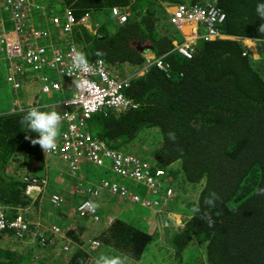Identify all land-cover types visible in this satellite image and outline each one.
<instances>
[{"label":"trees","instance_id":"obj_1","mask_svg":"<svg viewBox=\"0 0 264 264\" xmlns=\"http://www.w3.org/2000/svg\"><path fill=\"white\" fill-rule=\"evenodd\" d=\"M161 2L195 5L205 0H155V4ZM258 3L264 0H218L226 14L221 29L228 38L197 40L192 59L174 51L172 42L176 38L182 41L180 35L163 26L167 15L157 16L146 0L63 3L77 19L86 13H93L94 18L100 15L98 33L102 36L84 26L74 32L89 60H104L112 70L121 72L141 67L149 50L164 56L167 72L152 67L125 92L139 109L96 114L88 129L111 148L125 152L147 130H156L160 139L152 164L165 171V187H201L194 214L172 239L177 257L196 241L206 245L208 264H264V195L257 192L264 189V33L258 30L264 21L256 13ZM113 8L138 13L120 24ZM239 38L256 40L260 59L255 60ZM27 111L0 114V205L7 207L31 204L21 176L8 172L10 163L15 159L26 165L44 163L41 147L26 138L36 139L38 134L20 123ZM176 164L179 167L174 169ZM212 193L218 197L214 206L205 203ZM205 213L214 221L213 227L200 219ZM13 235L8 230L0 234V240ZM67 236L83 243L74 231H67ZM96 238L102 248H108V256H115L109 250L114 248L136 260L153 241V236L120 219ZM43 248L38 246L35 251L27 246L21 253L0 247V264H50L39 259L38 250ZM99 255L79 248L66 264H80L81 260L89 264Z\"/></svg>","mask_w":264,"mask_h":264},{"label":"built area","instance_id":"obj_2","mask_svg":"<svg viewBox=\"0 0 264 264\" xmlns=\"http://www.w3.org/2000/svg\"><path fill=\"white\" fill-rule=\"evenodd\" d=\"M63 3L64 0H0V9L7 15V18L0 16V51L6 54V61L10 64L7 80L16 92L33 85L34 80L38 81L41 84V92L38 94L46 96L43 100L38 96L32 106L16 100V109L8 113L36 107L41 111L55 110L60 114L57 147L47 154L42 152L44 158H58L66 163L68 174L78 180L72 192L78 198L76 214L80 219L95 223L100 221L99 211L105 193L118 197L122 202L161 210L165 203L174 198L173 188L165 187V171L155 169L152 162L133 153L111 148L103 139L90 133L88 123L99 113L121 114L139 109V104L127 98L125 92L134 80L146 75L152 67L167 72L168 65L164 56H156L149 50L144 54L145 63L141 67L127 68L121 72L112 70L104 60H89L82 46L75 41L74 32L76 28L84 26L91 33L102 36L98 33L100 22L93 20V13H86L77 19ZM163 5L165 9L162 13L167 15L169 26L182 39H174V51L187 59H192L193 46L197 40L228 38L221 29L226 14L218 6V0H207L195 5ZM112 14L123 24L129 21L131 13L129 8H113ZM187 27L190 28L189 33H186ZM239 39L251 53L249 43L257 41ZM76 53L85 56L87 65L73 70V57ZM16 60L19 63L14 65ZM85 163L112 172L124 181L118 183L102 178L90 182L83 175ZM49 180L48 176L43 175H21V181L26 184L25 195L31 204L17 208L0 205V234L13 230L14 235L11 237L16 242L29 241L27 245L34 250L38 246L46 247L47 240L58 238L66 240L64 251L67 254L76 247V250L85 249L93 256L102 248V242L96 237L89 239L86 244H77L68 238L66 231L56 225L45 227L31 222L34 204L48 194ZM125 181L134 182L138 187L129 186ZM141 187L146 189V194L144 191L141 193ZM49 201L52 206L59 208L65 204V196L61 193L50 194ZM88 201L97 205L95 209L82 207ZM106 220L110 227L115 219L108 215ZM31 231L30 239L25 238Z\"/></svg>","mask_w":264,"mask_h":264},{"label":"rangeland","instance_id":"obj_3","mask_svg":"<svg viewBox=\"0 0 264 264\" xmlns=\"http://www.w3.org/2000/svg\"><path fill=\"white\" fill-rule=\"evenodd\" d=\"M132 1L135 3L137 2V0H132ZM146 1L149 2L151 8L156 10L157 16H159L160 14L162 15L163 10L165 9L162 2L160 4H155V0H146ZM185 1L188 2L189 0H185ZM165 5L168 4L165 3ZM170 5L174 6L175 4H170ZM129 12L131 13L130 18H133L134 13H138V11L136 12V10L131 8H129ZM0 16L7 18V15L4 12H2L1 9H0ZM36 18L38 19V16H36ZM99 18L100 15H97L95 16V18H93V20L100 22ZM163 26L171 28L168 24V21H166V23L163 24ZM249 46L252 49L254 59L255 60L260 59L261 53L259 52L258 44L249 43ZM18 63H19L18 60L14 61V65ZM9 67L10 64L7 63L6 61V54L0 51V114L8 113L11 110L16 109V105H15L16 100H20L23 102L25 100H28L29 104H33L38 100V96L41 97V100H43L46 97L45 95L42 96L41 94H38L41 92V84L35 80L33 82V85H30L29 87H23L21 91L16 92L12 88V85L7 80L9 76L8 74ZM27 91H32L31 94H33V96L28 97ZM157 134L158 132L156 130L152 132L147 130L145 133L141 135V137L135 143L131 145V147H129L130 152L139 156L140 158L153 162L152 153L157 147H159L160 138ZM58 165L59 163H57V166ZM87 165H88L87 163L83 165L84 167L83 175L86 176L87 180H89L90 182H97L102 178H106L110 181H116L118 183L124 181L123 179L119 178L112 172H106L105 169L95 167L92 165L91 166H87ZM178 167H179L178 164L173 166L174 169ZM66 169L68 172V165H66ZM8 172L16 173L19 174L20 176L23 174H35L38 176L43 175L49 177V175L46 172L44 173V170L43 172H41L38 169L35 170L31 165L24 164L22 159L13 160L10 163ZM49 179H50L49 180L50 185L48 192L54 186L53 180L50 177ZM71 179L73 180V182L78 183V180L73 178ZM180 179H181V175L179 177V181ZM125 183L129 186L138 187L134 182L125 181ZM139 189H141V193H143L144 191V193L146 194V189L144 187H141ZM200 190H201L200 186L194 188L190 184H180V186H178V189L173 188L174 191L173 200L167 204L165 203L161 208V210L158 208H157L158 210L148 209L138 204L122 202L118 197H111V198L102 197L103 204L100 206L101 209L99 211V215L101 219L97 223L88 219H80L77 216L76 206L78 204L77 201L78 198L74 197V199H71L70 197L64 194L65 204L62 207L57 208L51 205L49 201L50 194H47V197H45V199L41 197L39 201L34 204V208L32 210L30 220L34 224L44 225L45 221L48 220L45 217H48L49 219H51L52 226L56 225L66 232L69 230L74 231L75 235L83 242V244H86V242H88L89 239L93 237H98L100 232H102L103 230L109 227L108 222L106 220V217L108 215H110L113 219L116 220L117 219L116 216L117 215L119 216V214H121L122 210L124 209L126 212L124 216L127 219L123 220L124 216L118 217V219L122 218L120 220L125 221L133 226H136L144 232L145 231L148 232V234L153 236V241L149 246H147L145 252L143 253V255L139 260L130 257L127 253H121L120 251H117L114 248H110L109 250H111L115 255L113 257H119L122 260L123 264H208L206 262L205 244L198 243L195 241L188 246V248L182 253L181 257H177L175 255L176 250L174 248L173 240H172L177 233H180L184 230L185 220L189 216H192L194 214L195 209L197 207ZM114 198L120 201L114 202V200H112ZM112 203H118V204L112 207ZM114 211L118 213H114ZM59 219L60 222L55 221ZM144 223L145 225L143 226ZM51 225L47 226L45 224V227L46 226L49 227ZM146 226H148L149 228L148 227L146 228ZM31 235H32V231L31 233L27 234L25 238L30 239ZM69 239L72 240L71 238ZM49 241L50 242L48 243V246L46 248H43L42 250H38L40 257L39 259L41 261H45L47 263L50 262V264L51 263L66 264L70 256L76 251V247L75 250H73L70 254H67L64 251L66 240L51 239ZM28 242H24V243L16 242V239H14V237L9 236L5 240H0V247L17 250L23 253L25 252L27 246H30L27 245ZM83 247L86 248V246ZM107 251L108 248L103 247L99 250V253H101V256L104 255L108 256ZM101 256L99 255V257ZM96 257L97 256H95V258H93V260H91L89 264H96L97 261ZM108 257H112V256H108Z\"/></svg>","mask_w":264,"mask_h":264},{"label":"clouds","instance_id":"obj_4","mask_svg":"<svg viewBox=\"0 0 264 264\" xmlns=\"http://www.w3.org/2000/svg\"><path fill=\"white\" fill-rule=\"evenodd\" d=\"M256 13L264 21V3H258L256 5ZM258 30L264 33V23L259 26ZM97 54L99 55L100 53ZM86 65L87 61L85 56L82 53H76L73 57V70L82 69ZM20 123L22 126H26L28 131L38 134L36 139H32L30 136L26 137L33 146L39 145L46 154L56 149L61 123V116L57 111H41L39 108L33 107L21 118ZM169 136L172 140H175L174 133H170ZM257 192L260 195H264V189H258ZM216 199L218 197L215 193H212L211 197L206 199L205 203L214 206ZM96 206L92 201H88L82 205V207L90 209H95ZM200 219L205 221L209 227H213L214 221L207 213L203 214ZM80 264H84L83 260L80 261ZM96 264H123V262L119 257L101 256L97 259Z\"/></svg>","mask_w":264,"mask_h":264},{"label":"crops","instance_id":"obj_5","mask_svg":"<svg viewBox=\"0 0 264 264\" xmlns=\"http://www.w3.org/2000/svg\"><path fill=\"white\" fill-rule=\"evenodd\" d=\"M190 28L187 27L185 30H186V33H189ZM32 91H27V96L28 97H31L33 96V94H31ZM24 102H26L29 106H32L33 104H29V101L28 100H25ZM26 103H24L25 105H27ZM57 163H59V165L57 166ZM66 163H64L63 161L59 160L58 158H52V157H49V158H44V163L40 164V163H36V164H33L31 165L35 170H40L41 172H43L44 170V173L46 172L49 177L53 180V184L54 186L52 187V189L48 192V194H54V193H62L63 195H67L68 197H70L71 199H74V197H77L75 193L72 192V189L74 187V185L76 184V182H73V180L69 174V177L67 175V169H66ZM67 172V173H66ZM71 179V180H70ZM74 179V178H73ZM47 197V195L45 196ZM44 197V199H45ZM104 197H113L112 195L108 194V193H105L103 195V198ZM80 198V197H79ZM114 200V202H117V201H120L116 198L112 199ZM78 201V199H77ZM103 203V202H102ZM116 204L118 203H112V207L113 206H116ZM114 213H118L116 211H114ZM126 214L125 210L123 209L122 210V213L119 214V216L117 215V219L118 217H122ZM45 217V216H44ZM43 217V218H44ZM115 217V218H116ZM47 218L48 220L45 221V224L48 226V225H51V219H49L48 217H45ZM122 219V218H120ZM127 218L124 216V219L123 220H126ZM55 221H59L60 222V219L59 220H55ZM62 221V220H61ZM43 222V221H42ZM44 224V225H45ZM145 225V223L143 224V226ZM52 226V225H51ZM136 227V226H134ZM148 226H146L147 228ZM138 228V227H136ZM149 228V227H148ZM139 229V228H138ZM148 231V230H147ZM146 232V231H145ZM148 233V232H146ZM56 240L58 238H55ZM139 260V259H138ZM50 263V262H49Z\"/></svg>","mask_w":264,"mask_h":264},{"label":"flooded vegetation","instance_id":"obj_6","mask_svg":"<svg viewBox=\"0 0 264 264\" xmlns=\"http://www.w3.org/2000/svg\"><path fill=\"white\" fill-rule=\"evenodd\" d=\"M18 252H20V251H18Z\"/></svg>","mask_w":264,"mask_h":264}]
</instances>
